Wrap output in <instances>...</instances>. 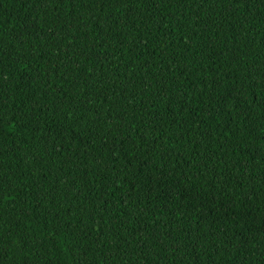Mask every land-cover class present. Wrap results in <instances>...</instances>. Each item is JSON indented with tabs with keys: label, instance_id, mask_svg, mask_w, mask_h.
I'll use <instances>...</instances> for the list:
<instances>
[{
	"label": "trees",
	"instance_id": "obj_1",
	"mask_svg": "<svg viewBox=\"0 0 264 264\" xmlns=\"http://www.w3.org/2000/svg\"><path fill=\"white\" fill-rule=\"evenodd\" d=\"M0 264H264V0H0Z\"/></svg>",
	"mask_w": 264,
	"mask_h": 264
}]
</instances>
